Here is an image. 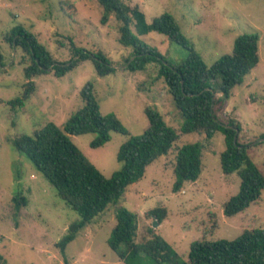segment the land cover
Segmentation results:
<instances>
[{
    "label": "rangeland",
    "instance_id": "rangeland-1",
    "mask_svg": "<svg viewBox=\"0 0 264 264\" xmlns=\"http://www.w3.org/2000/svg\"><path fill=\"white\" fill-rule=\"evenodd\" d=\"M65 1L73 3L64 11ZM139 7L148 23L165 13L181 27L189 47L201 55L208 67L231 54L242 35L259 37L260 63L243 84L233 89L222 106L215 107L220 121L235 120L244 142L254 143L249 151L252 161L264 169V0H123ZM97 0H0V255L1 264H153L141 253L121 259L108 244L116 226V213L126 208L138 215L136 243L148 240L151 233L162 236L188 262L191 245L197 241L235 240L247 229H264V192L255 204L234 217H226L224 205L239 193L241 179L235 172L225 174L221 154L226 150L225 136L217 132L189 134L179 138L167 156L155 161L137 183L129 186L117 204H111L91 223L77 230L62 254L58 244L71 227L81 224L80 215L57 194L56 189L35 165L17 151L13 142L22 135H33L49 121L62 127L84 106L81 93L92 83L102 115H116L131 136L142 135L149 127L147 109L162 115L180 133L182 118L163 79L160 65L153 62L146 71H127L134 49L118 41L114 17L102 24ZM22 25L35 34L60 61L70 60L72 44L86 51L104 52L114 67L113 74L98 75L91 59L82 62L63 77L47 74L34 78L37 90L22 107L8 102L19 98L27 83L24 69L29 64L21 49L11 47L4 36ZM135 31V28H133ZM173 66L183 63L190 52L169 37L152 32L140 37ZM24 59L26 64L24 63ZM218 84L213 87L218 91ZM218 98L221 95L217 94ZM130 135L112 132L110 140L94 148L95 134L71 137L73 143L98 168L106 179L121 169L118 153ZM199 142L202 149V174L175 193L174 164L177 147ZM22 193L27 206L17 209L14 196ZM167 210L160 224L148 213ZM155 222L159 225L154 226ZM124 251V247L122 248Z\"/></svg>",
    "mask_w": 264,
    "mask_h": 264
},
{
    "label": "trees",
    "instance_id": "trees-1",
    "mask_svg": "<svg viewBox=\"0 0 264 264\" xmlns=\"http://www.w3.org/2000/svg\"><path fill=\"white\" fill-rule=\"evenodd\" d=\"M102 12V24L111 17L118 25V41L134 49L132 61H126V70L132 73L144 72L153 62L160 65L159 77L163 79L168 93L183 120L180 133L171 128L158 112L148 108V129L140 136H131L116 115H102L94 96V85L89 83L81 93L84 106L73 114L62 126L49 121L33 135H22L14 140L18 152L26 156L37 170L56 189L57 194L82 221L78 227H71L69 235L58 244L65 255L67 245L84 224L91 223L111 205L117 204L127 188L143 178L146 169L158 159L167 156L183 135H206L212 139L217 132L225 136L226 150L221 154L225 174L237 173L241 184L239 193L223 208L226 217H234L258 202L264 192V169L256 165L249 151L256 143L241 139V127L230 119L220 121L215 107L222 106L229 99L233 89L243 84L244 78L260 63V46L257 35H242L235 41L231 54L223 56L212 67L187 44L177 20L169 13L156 17L151 23L139 7H132L123 0H97ZM64 11L70 15L73 3L65 1ZM72 6L71 8L68 7ZM135 28V31L133 30ZM156 32L169 37L190 52L188 58L178 66L166 58L140 37ZM4 40L12 48L23 51L29 64L24 73L27 83L22 95L8 102L13 108L22 107L37 90L34 78L47 74L63 77L82 62L91 59L99 76L104 77L118 71L110 58L102 51H86L72 44L70 60H57L39 42L37 36L22 25L15 26L5 34ZM25 59H24V63ZM218 84V91L213 87ZM221 98L217 97V94ZM112 132L130 135L118 153L121 169L111 179H106L98 168L73 143L71 137L95 134L94 148L110 140ZM264 139V135L261 136ZM202 149L199 142L177 147L174 164L175 184L173 191L180 192L185 184L196 182L203 170ZM13 201L17 209L27 206L28 199L19 193ZM161 224L167 217L165 208L148 213ZM116 226L108 241L111 249L121 259L136 258L143 253L154 260L153 264H264V229H247L235 240L197 241L191 245L188 262L160 235L151 233L144 243L137 244L139 228L138 215L126 208L118 209ZM124 247V251L122 248ZM3 257L0 255V264Z\"/></svg>",
    "mask_w": 264,
    "mask_h": 264
},
{
    "label": "water",
    "instance_id": "water-1",
    "mask_svg": "<svg viewBox=\"0 0 264 264\" xmlns=\"http://www.w3.org/2000/svg\"><path fill=\"white\" fill-rule=\"evenodd\" d=\"M159 224L157 223V222H155V224H154V226L156 227V226H158Z\"/></svg>",
    "mask_w": 264,
    "mask_h": 264
}]
</instances>
